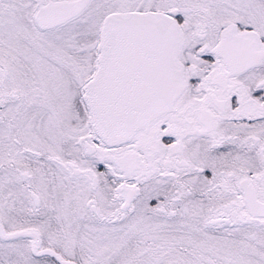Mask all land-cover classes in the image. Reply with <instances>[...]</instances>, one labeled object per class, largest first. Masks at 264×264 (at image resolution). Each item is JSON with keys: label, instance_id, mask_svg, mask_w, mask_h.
I'll return each instance as SVG.
<instances>
[{"label": "snow or ice", "instance_id": "obj_1", "mask_svg": "<svg viewBox=\"0 0 264 264\" xmlns=\"http://www.w3.org/2000/svg\"><path fill=\"white\" fill-rule=\"evenodd\" d=\"M0 264H264V0H0Z\"/></svg>", "mask_w": 264, "mask_h": 264}]
</instances>
